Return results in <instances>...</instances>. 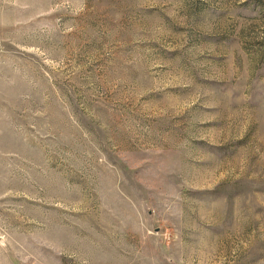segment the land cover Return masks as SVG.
<instances>
[{
  "label": "rangeland",
  "instance_id": "1",
  "mask_svg": "<svg viewBox=\"0 0 264 264\" xmlns=\"http://www.w3.org/2000/svg\"><path fill=\"white\" fill-rule=\"evenodd\" d=\"M0 264H264V0H0Z\"/></svg>",
  "mask_w": 264,
  "mask_h": 264
}]
</instances>
